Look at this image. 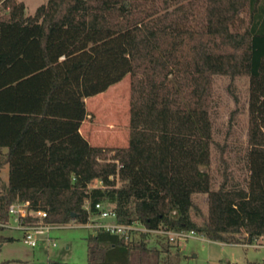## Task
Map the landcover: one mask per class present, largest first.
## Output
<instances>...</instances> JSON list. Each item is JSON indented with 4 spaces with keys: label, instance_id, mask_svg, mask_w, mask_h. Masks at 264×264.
Instances as JSON below:
<instances>
[{
    "label": "trees",
    "instance_id": "trees-1",
    "mask_svg": "<svg viewBox=\"0 0 264 264\" xmlns=\"http://www.w3.org/2000/svg\"><path fill=\"white\" fill-rule=\"evenodd\" d=\"M69 32L125 34L127 41L55 58V36ZM119 49L129 50V145L96 147L81 133L84 78L99 55ZM216 76L248 80V147L242 182L225 173L214 189L202 167L214 145ZM5 166L0 224L11 222L15 202L47 214L28 217L32 225L85 224L101 202L120 224L252 245L264 237V0H47L34 15L22 1L0 0ZM94 181L101 186L90 188ZM198 196L206 197L204 209ZM151 236L98 230L86 237V264H169L178 244L159 235L151 243ZM11 241L0 233V246Z\"/></svg>",
    "mask_w": 264,
    "mask_h": 264
},
{
    "label": "rangeland",
    "instance_id": "rangeland-1",
    "mask_svg": "<svg viewBox=\"0 0 264 264\" xmlns=\"http://www.w3.org/2000/svg\"><path fill=\"white\" fill-rule=\"evenodd\" d=\"M26 6V15H34L37 8L47 0H19ZM127 41L125 34L108 32H69L56 35L54 57L65 54L74 59L86 53H94L103 47L119 45ZM78 47V48H77ZM87 56V55H86ZM129 50L119 49L99 55L93 68L84 78V100L88 116L83 123V135L96 147L123 148L130 139V96ZM248 80L227 76H216L213 87L212 119L214 145L208 170L213 188L217 189L225 173L234 182H242L240 168L247 151L248 129ZM1 187L8 183V167L0 170ZM205 196H198L203 209ZM71 222L70 224H72ZM55 228L51 235L57 246L47 248L40 245L31 248L24 244L23 233L11 229L0 231L14 241L0 246V263L48 264L55 260L64 264H86V237L92 230L81 224ZM151 236V243L156 242ZM171 249L169 264H264V237L252 245H233L211 241L207 238H189L177 241Z\"/></svg>",
    "mask_w": 264,
    "mask_h": 264
},
{
    "label": "built area",
    "instance_id": "built-area-1",
    "mask_svg": "<svg viewBox=\"0 0 264 264\" xmlns=\"http://www.w3.org/2000/svg\"><path fill=\"white\" fill-rule=\"evenodd\" d=\"M100 186V181H94L89 187L98 188ZM86 208L89 210V204H86ZM94 209V213H90L87 222L85 224H81L85 228L92 230L93 233L98 230H105L112 234L125 236L126 239H132L139 233L145 232L154 236H164L172 243L195 237L201 239L205 238L203 235L197 234L194 231H168L164 229L153 230L144 227L138 222L128 225L120 224L117 222V213L114 208L106 205L105 203H96ZM9 215L11 216V222L8 224H0V226L22 232L24 244L31 248L44 245L47 250H49L50 248L56 247L57 243L51 235V231L55 228L77 225L74 224V222L67 225L28 224L26 219L30 216H38L42 218L47 216L44 211H35L28 201L15 202L10 205Z\"/></svg>",
    "mask_w": 264,
    "mask_h": 264
},
{
    "label": "crops",
    "instance_id": "crops-1",
    "mask_svg": "<svg viewBox=\"0 0 264 264\" xmlns=\"http://www.w3.org/2000/svg\"><path fill=\"white\" fill-rule=\"evenodd\" d=\"M77 48H78V47H77ZM76 54H78V52H77ZM83 123H84V122H83ZM82 127H83V125H82ZM81 133L83 134L82 128H81ZM4 151H6V150H4Z\"/></svg>",
    "mask_w": 264,
    "mask_h": 264
}]
</instances>
